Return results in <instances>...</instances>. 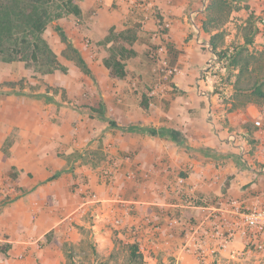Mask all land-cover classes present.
Wrapping results in <instances>:
<instances>
[{
	"label": "crops",
	"instance_id": "crops-1",
	"mask_svg": "<svg viewBox=\"0 0 264 264\" xmlns=\"http://www.w3.org/2000/svg\"><path fill=\"white\" fill-rule=\"evenodd\" d=\"M204 1L81 0L79 21L70 14L48 26L44 35L67 71L34 73L52 87L48 91L12 86L0 98V190L8 197L0 205V242L7 248L0 264H67L66 244L97 243L107 257L122 241L137 246L146 264H197L181 249L183 225L202 219L205 210H177L181 223L170 228L176 212L162 213L159 204L176 202L189 189L207 201L264 196V138L253 124L264 103L213 94L219 83L212 88L195 77L192 54L210 42L195 25L201 27ZM248 2L264 10V0ZM161 23H169L166 33L158 31ZM111 28L135 34L136 55L126 60L124 78L112 76L103 62ZM160 43L177 50L176 64L192 76L157 80L150 48ZM29 72L23 62L0 61L1 82L18 83ZM172 130L181 132L183 144ZM134 167L139 183L126 177ZM107 169L111 179L103 176ZM146 219L162 230L153 234ZM51 231L54 237L45 241ZM231 258L227 251L207 264Z\"/></svg>",
	"mask_w": 264,
	"mask_h": 264
},
{
	"label": "built area",
	"instance_id": "built-area-1",
	"mask_svg": "<svg viewBox=\"0 0 264 264\" xmlns=\"http://www.w3.org/2000/svg\"><path fill=\"white\" fill-rule=\"evenodd\" d=\"M170 28L169 23H161L158 31L166 33ZM87 44L90 41L87 40ZM205 44V43H204ZM207 56L202 70L201 81L215 88V85L221 81L220 71L224 69L223 60L229 57L234 48H230L225 57H221L219 52L214 50L211 43L205 44ZM150 57L155 60L158 70L161 73L164 82L173 79L180 73L177 64L172 65L168 56V49L165 44H158L150 48ZM166 80V81H165ZM157 89V87H156ZM206 94V89L201 91ZM208 116L213 119V114L209 110ZM253 124L259 131L260 137L264 138V107L259 114L254 117ZM234 136V138H232ZM230 139L235 140V135H230ZM242 156L249 159L247 149L242 147ZM126 159L131 161V157ZM264 170V164L261 165ZM103 176L106 179L113 177L111 169L104 170ZM128 180L140 181L138 169L131 168L127 173ZM89 196L96 198L97 194L93 191H85ZM161 212L166 213L169 209L176 213L170 216L168 227L173 228L180 225L181 220L177 215V210L187 207L201 208L205 210V215L198 221L188 220L183 225L181 249L184 253L194 257L197 264H207L216 259L217 256L229 252L232 258L240 261H248L251 264H263L264 262V196L257 194L250 197H236L232 195H222L207 201L199 197L189 189V192L180 193L176 202H164L159 204ZM147 220V219H146ZM120 223L119 219L115 220ZM152 233L155 234L162 230L161 224L155 219L147 220ZM239 243L240 247L235 244Z\"/></svg>",
	"mask_w": 264,
	"mask_h": 264
},
{
	"label": "trees",
	"instance_id": "trees-1",
	"mask_svg": "<svg viewBox=\"0 0 264 264\" xmlns=\"http://www.w3.org/2000/svg\"><path fill=\"white\" fill-rule=\"evenodd\" d=\"M207 16L202 21V29L211 34L210 43L214 50L223 58L219 51L218 39L221 36L220 25L227 21L232 7L227 0H209ZM73 14L78 21L82 18L81 0H0V61L5 63L23 62L24 66L34 73L50 74L56 70L67 71L44 33L55 20ZM264 29V17L261 18ZM55 29L66 40L63 28L56 24ZM135 39L133 30L117 32L111 28L103 43H111L109 55L103 62L110 69L112 76L124 78L127 76L126 60L136 55L132 47ZM168 51L172 60H177V50L168 43ZM77 61L89 72L84 60L77 56ZM35 77V76H34ZM262 83H256L254 92L264 98ZM142 104L147 107V97L144 95ZM172 138L183 144L181 132L172 130ZM135 247V245H134ZM136 248H138L136 246ZM6 247H0V252H6Z\"/></svg>",
	"mask_w": 264,
	"mask_h": 264
},
{
	"label": "rangeland",
	"instance_id": "rangeland-1",
	"mask_svg": "<svg viewBox=\"0 0 264 264\" xmlns=\"http://www.w3.org/2000/svg\"><path fill=\"white\" fill-rule=\"evenodd\" d=\"M227 1L230 3L232 10L227 21L219 27L221 36L218 39V49L225 55H227L231 47L234 48V50L230 55L231 59L229 61V57L224 56L225 58L223 60V65L225 68L220 71V86L212 93L219 94L220 96L224 95L225 97L229 98L235 97L237 101L240 102V104L245 101L264 103V98H262L261 95L256 94L253 89L256 83L258 84L264 81V29L263 24L260 21L261 18L264 17V10L257 12L252 7L253 5L248 2V0ZM207 5H209V0H205L202 3L203 10L206 12L204 14V18L207 16ZM195 25L198 27L199 31L201 29L203 34L209 36L210 41L211 34L203 31L202 22L200 25L201 27L198 26L197 21H195ZM192 55L195 56V59L193 57V60L196 62L194 64L198 70V73L195 77L197 79H202V71H199V68L202 66L201 64L205 60V47H202L197 54ZM192 55H189L188 57L191 59ZM169 60L172 65L176 64V61L173 62L172 58H169ZM14 70L17 71L18 67H15ZM156 70L158 74L157 80H164L158 70V66ZM28 71H30L29 74L20 79L18 83L0 81V98L5 96L12 86L16 88L27 87L30 88V91L33 89L46 87L45 81L42 78H39L40 74L35 75L32 69H28ZM192 73L193 72L185 73L180 71V73L175 77L182 75V77L189 78L192 76ZM34 79L39 80V82H36V85H32L30 83L32 82L31 80ZM173 79L169 81H172ZM46 88L48 91L52 87L48 86ZM262 89L264 90V85ZM7 190L5 189V191ZM0 197H2L0 198V205H2L8 197H5L1 190ZM1 234L2 231H0V235ZM52 237H54V232L51 231L44 238L46 241ZM4 245L5 243L0 242V247H3ZM64 249L67 258V264H146L144 261L143 252L139 248H136V246L134 247L133 244L123 241L117 243L114 249L111 251V254H109L107 257L102 255L101 250L103 248H100L97 243H90L88 245L86 244L85 246L78 247L73 245L69 246L66 244ZM163 264H173V262H166ZM229 264L251 263L248 261H240L236 258H231V262Z\"/></svg>",
	"mask_w": 264,
	"mask_h": 264
}]
</instances>
